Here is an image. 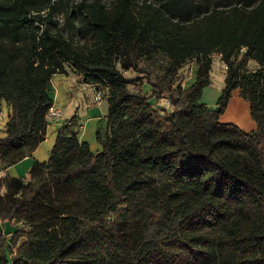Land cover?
Wrapping results in <instances>:
<instances>
[{
	"label": "trees",
	"instance_id": "16d2710c",
	"mask_svg": "<svg viewBox=\"0 0 264 264\" xmlns=\"http://www.w3.org/2000/svg\"><path fill=\"white\" fill-rule=\"evenodd\" d=\"M215 53L228 68L210 107L201 98ZM157 54L167 65L147 93L121 68ZM188 57L197 69L183 87ZM250 58L259 67L244 73ZM67 62L109 88L102 149L80 140L73 115L29 170L37 187L0 176V264H264V0H0V102L12 107L0 168L45 139L51 79ZM237 88L254 130L220 120ZM152 97H167L172 112ZM158 177L173 186H152ZM50 182L59 202L40 196ZM47 213L57 217L48 233ZM19 221L31 227L21 244V229L9 240L2 228ZM33 229L56 240L51 251L33 248Z\"/></svg>",
	"mask_w": 264,
	"mask_h": 264
},
{
	"label": "crops",
	"instance_id": "0c3cea01",
	"mask_svg": "<svg viewBox=\"0 0 264 264\" xmlns=\"http://www.w3.org/2000/svg\"><path fill=\"white\" fill-rule=\"evenodd\" d=\"M210 84L204 87L201 100L210 107H216L217 100L225 84L221 86L222 88L215 90V94L213 90L210 93ZM97 87L94 83L85 82L76 70L67 67L54 73L51 79V95L53 104L62 111V116L56 121L49 122L45 139L40 142L31 155L24 157L11 166L1 167L0 176L10 175L12 177L27 178L29 170L36 161H46L49 158L51 149L56 142L58 128L73 115L77 116V129L80 140L89 142L93 152L100 151L102 145L97 138V130L106 121L109 103L106 99L97 100ZM2 101L0 102V137L6 135L5 125L12 111L11 105ZM232 109L236 110V114L230 119L235 124L246 131L257 128V123L251 116L250 103L240 95L238 88L233 91L226 110L220 116V120H229L225 115ZM4 225L13 226L9 222H2V226Z\"/></svg>",
	"mask_w": 264,
	"mask_h": 264
},
{
	"label": "rangeland",
	"instance_id": "374dc122",
	"mask_svg": "<svg viewBox=\"0 0 264 264\" xmlns=\"http://www.w3.org/2000/svg\"><path fill=\"white\" fill-rule=\"evenodd\" d=\"M107 1H111V0H107ZM59 25L60 27L64 30V32L66 34H70L69 31L66 29V24H65V17L63 14L59 15ZM74 39L75 41H77L78 43L82 44L84 43V40L79 38L78 35H76L74 33ZM118 67L121 68L120 64L117 63ZM139 68H129V69H123L124 74L129 78V79H134V78H139L138 81H140L142 83L143 89L144 91H146L147 93H151V84L148 82L149 79H154L158 74L162 73L163 68L167 65V58L164 57L161 54H157L155 56V59L153 60H149L146 57H142L140 59V61L138 62ZM225 62L222 60L221 56L218 55L217 53L213 54V65H212V69H211V88H210V93H212L214 91V94L216 93L215 90H217L218 88H222L221 86H223L225 84V77H226V73H227V68L224 67ZM65 67H67L68 69H72V70H76L71 63L67 62L64 65V69ZM259 67L258 62L255 59H248L246 65L243 68V72L247 73V72H252L257 70ZM196 69H197V64H196V59L195 57H188L186 58L183 63H182V67L179 70V81L178 83H180L183 87H187L189 86L194 78H195V74H196ZM77 71V70H76ZM77 73H79V75H81V78L84 80V78L82 77V74L80 72L77 71ZM85 81V80H84ZM87 82V81H85ZM89 83V82H88ZM97 87V92L99 90H101L103 92V98L102 99H106L108 98L109 95V88L107 85L105 84H96ZM128 87L130 89H133L134 87V82L130 81L128 83ZM213 90V91H211ZM97 92H96V98H97ZM209 95V94H208ZM207 95V97H208ZM4 102H3V101ZM1 101L3 103H7L8 105H10L7 100L2 99ZM100 101V100H98ZM108 101V100H107ZM150 102H152L154 104L155 107L160 108V110L162 112H168L171 113L173 110V106L170 102V100L167 97H162L160 99H156L154 97L150 98ZM207 104V103H206ZM236 114V110L232 111L230 110L228 113H226L225 117H228L229 120L224 121L221 120L223 122H233L232 116ZM60 115L62 116V111L60 110ZM108 118V114L106 119ZM50 122V120H48ZM234 123V122H233ZM238 125V124H237ZM239 126V125H238ZM6 127V125H5ZM99 127H101V130L104 132L106 129V121L101 124ZM243 129V128H242ZM4 176V175H3ZM29 185L30 189H33L35 187H37L40 182L39 180H33L30 175L27 178H23ZM152 186L154 187H159V188H170L172 187V183L170 182V180H168L165 177H158L156 178V180H154L152 183ZM6 190V187L3 188V192ZM40 196L42 197V199L44 200H50V201H54V202H59L61 198H59L57 192L55 191V186L50 182V183H46L44 186L41 187L40 189ZM47 217L40 221L41 223H45L44 224V229L45 232L48 233V229H51L50 227H48L51 223H53L57 217L52 216V214L47 213L46 215ZM59 218V217H58ZM5 235L8 237L9 240H11V237L13 236L14 232L16 229H21L22 232L24 234H21L19 236V243H23L28 239H31V235H30V231H31V227L29 224L24 223L23 221H19L13 224V226H2ZM32 239H34V246L33 248L41 253L44 252H48L51 251L52 248L54 247L55 241L56 240H52L51 239V235L46 236L45 234L39 232L38 229H33L32 231Z\"/></svg>",
	"mask_w": 264,
	"mask_h": 264
},
{
	"label": "built area",
	"instance_id": "2783aa9c",
	"mask_svg": "<svg viewBox=\"0 0 264 264\" xmlns=\"http://www.w3.org/2000/svg\"><path fill=\"white\" fill-rule=\"evenodd\" d=\"M225 68H228V65L225 63ZM103 98V92L99 90L97 92V100H102ZM61 117L60 115V109L56 107L54 104L49 108L47 112V119L50 121H56Z\"/></svg>",
	"mask_w": 264,
	"mask_h": 264
}]
</instances>
